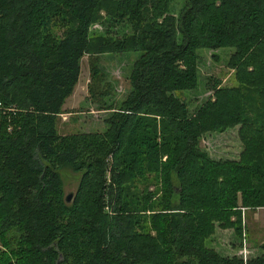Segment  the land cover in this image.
<instances>
[{
	"label": "trees",
	"instance_id": "trees-1",
	"mask_svg": "<svg viewBox=\"0 0 264 264\" xmlns=\"http://www.w3.org/2000/svg\"><path fill=\"white\" fill-rule=\"evenodd\" d=\"M176 1L0 0V264H264V244L248 260L205 246L215 225L241 236L239 207L264 209V0H181L173 16ZM94 24L131 34L91 39ZM205 48L234 50L238 85L191 114L175 93L196 88ZM120 52L140 56L110 141L58 136L82 58ZM234 127L239 160H211L202 135ZM57 165L83 170L69 204Z\"/></svg>",
	"mask_w": 264,
	"mask_h": 264
},
{
	"label": "rangeland",
	"instance_id": "rangeland-1",
	"mask_svg": "<svg viewBox=\"0 0 264 264\" xmlns=\"http://www.w3.org/2000/svg\"><path fill=\"white\" fill-rule=\"evenodd\" d=\"M182 6L181 0H177L174 3L171 8L173 16L177 15ZM71 27L72 22L69 19V13L64 10L57 16V21L53 24L52 31L56 36H59L63 31ZM130 34L129 27L124 25L114 27L106 24L102 27L94 24L89 30L91 39L100 35L121 38ZM233 53L234 50L228 48L197 50V61L195 63L196 88L175 93L180 100L188 105L191 114L206 102H213L217 90L237 87L238 83L234 76V70L228 66L229 59ZM139 56V52L85 55L80 62L79 78L74 91L65 100L61 114L56 119L58 136L71 137L77 135L89 138L87 142H90L89 140L92 138L96 139L100 144L109 142L107 120L112 116V113L120 108L121 102L127 98L130 91L128 79L132 66ZM95 71L97 72L94 75L95 79H92ZM98 78H101V80ZM111 105L114 109L104 110ZM6 112V109L2 110V113ZM237 131L238 127H234L223 133H204L201 137L200 148L213 161H237L243 149ZM88 160H93L92 156H89ZM103 169L107 180H109L110 171H106L105 167ZM56 171L62 184L64 200L66 197L71 196L70 200L73 201L79 189L83 170L77 171L72 166L57 165ZM154 181L155 177L150 178L148 176L147 184H136V188L132 189V191L137 193L139 207L143 205L144 201L142 199L147 196V193L155 195ZM91 190H96V188L92 187ZM91 190L88 192L90 197L92 195L91 192H93ZM238 210L241 213V236H236L233 229L223 230L218 225H215L214 234L205 242V246L208 249H213L221 256H235L248 260L261 255L260 246L264 243V209L256 212L257 209L248 210L239 207ZM246 227L247 238L245 236L246 233H244ZM17 239L16 236L13 242ZM248 243L253 247H248ZM3 247L0 242V252L4 251ZM245 247L247 248V253L240 254Z\"/></svg>",
	"mask_w": 264,
	"mask_h": 264
},
{
	"label": "crops",
	"instance_id": "crops-1",
	"mask_svg": "<svg viewBox=\"0 0 264 264\" xmlns=\"http://www.w3.org/2000/svg\"><path fill=\"white\" fill-rule=\"evenodd\" d=\"M247 209H248V208H247ZM248 210H250V209H248ZM258 211H262V209H257L256 212H258ZM244 233H246L245 236H246V238H247V237H248V234H247V227H246ZM245 241H246V239H245ZM263 244H264V243H263ZM261 245H262V244H261ZM247 246L250 247V248L253 247V246H251L249 243L247 244ZM245 248H246V247H245ZM246 250H247V248H246Z\"/></svg>",
	"mask_w": 264,
	"mask_h": 264
},
{
	"label": "built area",
	"instance_id": "built-area-1",
	"mask_svg": "<svg viewBox=\"0 0 264 264\" xmlns=\"http://www.w3.org/2000/svg\"><path fill=\"white\" fill-rule=\"evenodd\" d=\"M243 209H247V208H243ZM245 252L247 253L246 248H243V249L241 250L240 254L243 255ZM244 258H245V257H244ZM243 260H244V259H243Z\"/></svg>",
	"mask_w": 264,
	"mask_h": 264
},
{
	"label": "water",
	"instance_id": "water-1",
	"mask_svg": "<svg viewBox=\"0 0 264 264\" xmlns=\"http://www.w3.org/2000/svg\"><path fill=\"white\" fill-rule=\"evenodd\" d=\"M70 197H71V196H68V197L65 198V202H66V204H69V203H70V201H71V200H70Z\"/></svg>",
	"mask_w": 264,
	"mask_h": 264
}]
</instances>
